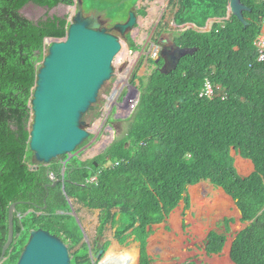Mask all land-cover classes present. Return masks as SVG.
Returning a JSON list of instances; mask_svg holds the SVG:
<instances>
[{
  "label": "trees",
  "instance_id": "trees-1",
  "mask_svg": "<svg viewBox=\"0 0 264 264\" xmlns=\"http://www.w3.org/2000/svg\"><path fill=\"white\" fill-rule=\"evenodd\" d=\"M241 1L248 8L243 12L246 26L227 16L229 0H170L179 7L174 15L178 26L221 21L207 32L188 29L170 38L175 46L195 50L169 73L161 72L162 60L150 58V74L133 72L139 98L124 136L92 159L62 155L43 164L29 148L30 101L46 53L44 40L63 38L68 27V14L52 11L72 6L74 0H0V255L8 237V209L15 203L13 242L1 264H16L30 229L37 228L63 238L72 264H93L83 233L69 214V200L99 211V238L110 225L121 244L129 237L139 243L138 264H152L146 252L149 228L165 222L181 200L189 207L186 188L203 181L222 188L241 220L251 222L235 236L231 260L264 264V59L258 60L253 46L264 20V0ZM84 3V14L111 20L107 7L86 12ZM28 5L43 8L44 14L28 18L22 12ZM135 13L146 14L141 8ZM126 38L129 49L137 51ZM205 79L226 98L215 92L210 98ZM100 104L97 100L84 114L83 127L99 117ZM232 152L252 161L249 176L237 173ZM92 177L96 181L89 182ZM99 238L95 255L100 250L104 254L109 244L99 245ZM224 241L210 232L206 252L218 253Z\"/></svg>",
  "mask_w": 264,
  "mask_h": 264
},
{
  "label": "water",
  "instance_id": "water-1",
  "mask_svg": "<svg viewBox=\"0 0 264 264\" xmlns=\"http://www.w3.org/2000/svg\"><path fill=\"white\" fill-rule=\"evenodd\" d=\"M82 6L83 0H74L68 7V27L63 38L44 40L46 53L38 68L30 101L33 118L29 148L38 163L49 164L62 155H67L68 160L89 138L90 129L83 127L82 118L97 102L101 87L112 77V62L121 50L117 35L104 28H90L89 18L95 16H85ZM228 10L244 26L248 24L243 16L248 8L241 0H229ZM136 24V15L130 11L127 19L115 23L114 28L124 35ZM161 42L166 43L168 39ZM193 52L190 48L165 46L161 51L164 58L161 72L167 74L174 70L181 57ZM56 183L53 181L51 186ZM14 210L15 203L8 209V237L0 264L13 242ZM102 254L100 250L95 255L97 263L92 259L93 264H99ZM16 264H72V255L62 237L43 228L30 229Z\"/></svg>",
  "mask_w": 264,
  "mask_h": 264
},
{
  "label": "rangeland",
  "instance_id": "rangeland-1",
  "mask_svg": "<svg viewBox=\"0 0 264 264\" xmlns=\"http://www.w3.org/2000/svg\"><path fill=\"white\" fill-rule=\"evenodd\" d=\"M138 1L143 2L145 0H92V2L95 4L106 6L108 8V12L111 10L112 6L116 5L117 3H118L117 5L123 3V5L127 6V10L130 6L132 8L135 5L139 7L140 4H138ZM142 7L145 8L146 13L149 14L150 16L148 15L139 16L138 17L139 26L137 25L136 28L132 31L133 33L131 32V37L134 39V42L140 46V49H138L137 51H129L128 44L126 42V39L124 38L126 34L121 35L118 31H116L117 35L119 36V41L121 45L125 48V50L122 56L118 55L113 60L112 62V67L114 70L113 75L110 78V80H108L101 87V90L99 91L97 100L102 101V104H100V108H99L100 115L93 122H91V124L86 126L87 129L88 128L90 129L91 132L90 135H92L93 137L89 139L87 143L84 146H82L80 149H78L77 152L75 153V154H79L82 160L92 159L96 157L98 154L102 153L108 146H110L115 139L121 138L122 136L125 135L129 126L128 123V118L130 116L129 114L131 110H133L129 107V104L131 105L133 104V106H135L139 98V91L137 89L138 81L135 80L132 83L133 72L137 70L136 72L137 76L142 77L150 74L153 69V65H150L146 61L145 56L147 55L151 56L150 54L153 48L150 47L151 45L150 41L152 37H155V32L162 30V28L156 29V25H157L156 19H154L155 17L153 13L150 14L149 11L150 5L146 3L142 5ZM159 8L161 7L159 6ZM93 9L99 10V9H105V7L93 8ZM68 10H70L68 7H59L58 9L53 10L52 12L55 11L60 15H62L69 13L70 11ZM44 11L45 10L43 8L35 7L33 5H28L23 10V13L29 18H38L44 14ZM165 13H172V10H170V12L167 11ZM171 17L172 15L168 16L167 19L165 20V23L171 24ZM210 22L212 21H209L205 29L209 28ZM161 26L162 24H160V27ZM187 26L179 27L176 30L167 29L162 31L163 33H168L171 36V38H174L179 35L177 34V31H181L183 30V28ZM137 32H139V35L136 34ZM123 77H125V79H123ZM232 157L235 166V157L234 156ZM106 164H108V162ZM236 170L238 171L237 168ZM50 178L53 179V176L51 175ZM69 204L70 207H72L69 214L74 217L75 223H77V225L81 229V232L83 233V239L87 243L90 249V256H92V259L95 263V254L93 253L92 249L94 245H96L97 239L99 238V236L97 235V227L99 224V211L86 208L83 205L77 203L73 204L72 200L69 201ZM181 204L184 203L181 202ZM194 208L196 209L203 207L202 205L195 204ZM197 210L199 211L200 209ZM232 217L234 216L232 215ZM236 219L235 218H232L231 220L227 219L223 221V223L222 222L218 223L217 226H215L216 230L222 229V231L225 232L222 226H226L229 222L232 221L235 222ZM196 222L197 221L194 220V226ZM68 223L72 224V221ZM241 227H243V223H240L238 226H234L232 235L236 233V231H238V229H240ZM153 228L154 231L152 232L154 234L156 230L158 231L159 229L160 231H162L166 227H164L163 224H160L154 226ZM113 231L114 228L110 227V225H107L106 229L103 232V235L98 240L99 245L104 242H109L107 250L100 258V260L108 252L109 248L115 245L118 246L117 248L118 251L122 252V251L131 250L132 252L134 251L136 253H139V245L137 242L133 240L132 237H129L126 240L125 244H117V241L113 237V233H114ZM156 233L155 235H151L149 237V240L153 241V244L149 247V251H148L152 264H173L174 260L177 258L176 254L169 256L167 255L166 257H164L163 256L164 254L160 253L157 250L159 248L162 249L163 246L162 247L160 246L162 242H157V239H159V237H158V232ZM178 233L180 234L179 231ZM182 236H184V238L188 240L187 232L185 234H182ZM194 246L195 245L191 246L185 244L182 246L181 250L187 252L186 254L190 259L191 258L197 259L198 256L196 254H192L191 250H193L194 248L198 249V246H202V244L199 242L197 243L196 247ZM176 262H178V260H176Z\"/></svg>",
  "mask_w": 264,
  "mask_h": 264
},
{
  "label": "crops",
  "instance_id": "crops-1",
  "mask_svg": "<svg viewBox=\"0 0 264 264\" xmlns=\"http://www.w3.org/2000/svg\"><path fill=\"white\" fill-rule=\"evenodd\" d=\"M146 3L150 5L149 11L150 14L153 13L155 17L154 19H156V23L159 21L166 20L167 17L170 15L174 17V15L176 14L175 12L179 9L178 5L172 6L170 4V0H145L143 2L138 1V4H140V6L138 7L137 5H135L133 8H130V10L132 9L131 11L136 12V10L141 8V10L146 13L145 8L142 7V5ZM120 5H123V3ZM159 6L161 8H159ZM170 10H172V13H165L167 11L170 12ZM93 13L94 12H92V14ZM136 15H137V20L139 16H143L141 13H138ZM145 15L150 16L147 13ZM97 16L100 17V19L105 23H109V24L112 23L111 20H109V18H106L103 15H97ZM161 18L162 20H160ZM136 34L139 35V32H137ZM128 35L134 42V39L131 37V33H129ZM125 39L128 44L127 38ZM232 155L235 157V166L238 169V171L237 170L236 171L239 175L246 177L249 176L254 171V165L250 159L242 158L239 154H235V153H233ZM184 196L189 201V207H186L185 201L181 200L179 204L170 212L169 217L165 222L155 224L151 228H149V235L146 239L147 254L149 255L148 253L149 247L153 244V241H150L149 237L151 235H155V233L158 232L159 239H157V242H162L160 246L163 247L162 249L159 248L157 250L160 253L164 254L163 255L164 257H166L167 255L169 256L176 254L177 258L174 260L173 264H234V262L230 258V248L232 242L235 236L237 235V233L240 232L242 229H244L246 226H248L251 222H243L241 220V213L239 209L236 207L232 198L228 196L222 188L212 185L209 181H203L188 186L186 188V192ZM181 202H183L184 204H181ZM195 204L202 205L203 208L195 209L194 208ZM197 209L200 210L198 211ZM232 215L234 217H232ZM232 218L235 219L237 218V219L236 221L234 220L235 222L232 221L229 222L226 226H222V228H224V231L226 233L223 232L222 229L216 230L215 226H217L218 223L220 222L223 223V221L227 219L231 220ZM194 220L197 221L195 226H194ZM240 223H243V227L238 229V231H236V233L232 235L233 227L238 226ZM160 224H163L164 227L166 228L163 229L162 231L158 229V231L156 230L155 233L153 234L152 232L154 231L153 227ZM178 231L180 232V234L178 233ZM186 232L188 234V240L184 238V236H182V234H185ZM210 232H215L217 235L225 237V241L222 245V248L218 253L208 254L206 252V244L208 243L207 239H208V234ZM113 237H114V233H113ZM115 240L117 241V244H121L117 239ZM199 242L202 244V246H198V249L194 248L193 250H191L192 254H196L198 256L197 259L195 258L190 259L186 254L187 252L181 250L182 246L185 244L191 246L195 245L194 247H196L197 243ZM117 248H118L117 245L111 246L108 251L115 250L117 252H121L118 251ZM137 256H138L137 261L139 262L140 249H139V253H137ZM102 260L103 258L100 260L99 264L102 262ZM176 260H178V262H176Z\"/></svg>",
  "mask_w": 264,
  "mask_h": 264
},
{
  "label": "clouds",
  "instance_id": "clouds-1",
  "mask_svg": "<svg viewBox=\"0 0 264 264\" xmlns=\"http://www.w3.org/2000/svg\"><path fill=\"white\" fill-rule=\"evenodd\" d=\"M100 7H106V6H102V5H98V4H95V3H93L92 2V0H85V3H84V10L87 12L89 9H93V8H100ZM119 10V11H118ZM126 11H127V6H125V5H113L112 6V8H111V10L108 12V16H110L111 17V22L112 23H118V22H120V23H122L123 21H124V18H125V14H126ZM134 12V11H133ZM178 11H176L175 13H177ZM174 13V12H173ZM174 13V14H175ZM134 14H135V12H134ZM231 13L229 12V10H228V7H227V16H229ZM136 15V14H135ZM163 17V16H162ZM136 18H137V15H136ZM89 20H90V24H89V26H90V28H93V29H95V28H97V27H99V24L98 23H96L95 22V20H94V18H89ZM160 20H162V18L160 19ZM209 21H212V22H210V26H209V28L208 29H205L206 28V26L208 25V23H209ZM221 21V19H218V18H210V19H208V21H207V23H206V25H205V27H197L196 25H194V24H192V23H185V24H183V25H176L175 24V22H174V17H172L171 18V24H167V23H165V20L164 21H159V22H157V25H156V29L157 28H162V30H167V29H172V30H176L177 28H179V27H184V26H187V25H189V26H187V27H185V28H183V30H181V31H177V33H179V32H183V31H185V30H188V29H195L196 31H200V32H207V31H209L210 29H211V27H212V25L215 23V22H220ZM162 22V23H161ZM264 22V20L261 22V24ZM137 23H138V20H137ZM160 23L162 24V26L160 27ZM260 24V25H261ZM136 26H137V24H136ZM136 26H135V28H136ZM134 28V29H135ZM133 29V30H134ZM154 29V28H153ZM132 30V31H133ZM117 31V30H116ZM132 31H129L128 33H126V35H128L129 33H131ZM158 32H161L159 35H157V33ZM163 31H156L155 32V37H152V39H151V45H150V47H152L153 48V50L151 51V56H149V55H147V56H145L146 57V60L148 59V58H150V59H152V60H155V62L157 63L159 60H162L163 61V64H164V58L161 56V51H162V49L165 47V46H172L173 48H177L178 46H175L173 43H172V41H171V36L168 34V33H163ZM259 33V32H258ZM258 33H257V35H258ZM175 34V33H174ZM117 35V34H116ZM257 35L255 36V38H254V40L256 39V37H257ZM118 36V35H117ZM119 37V36H118ZM124 38H126V36L124 37ZM164 39H168V42H166V43H162L161 41L162 40H164ZM135 43V42H134ZM136 44V43H135ZM253 44H254V41H253ZM137 45V44H136ZM139 48L138 49H140V46L139 45H137ZM254 46V45H253ZM255 47V46H254ZM180 48H186V47H180ZM190 49H194V48H190ZM256 49V48H255ZM128 50L129 51H132V50H130L129 49V45H128ZM195 50V49H194ZM256 52H257V50H256ZM257 54H258V52H257ZM163 64H162V66H163ZM162 66L160 67V70H161V68H162ZM206 80V79H205ZM205 80H204V83H205ZM208 80V79H207ZM209 81V80H208ZM212 86V95H211V97L210 98H213V96H214V92L216 93V91L214 90V86L213 85H211ZM218 92V94L216 93V95L217 96H219L221 99H224V98H226V94H225V92H220V91H217ZM137 104V103H136ZM129 107L131 108V109H134V107L135 106H133V104L131 105V104H129ZM126 109H128V108H126ZM132 111L133 110H131V112H130V114L132 113ZM129 114V115H130ZM109 165H111V163H108L107 164V166H109ZM215 186V185H214ZM217 187V186H216ZM70 201V200H69ZM71 203V202H70Z\"/></svg>",
  "mask_w": 264,
  "mask_h": 264
},
{
  "label": "bare ground",
  "instance_id": "bare-ground-1",
  "mask_svg": "<svg viewBox=\"0 0 264 264\" xmlns=\"http://www.w3.org/2000/svg\"><path fill=\"white\" fill-rule=\"evenodd\" d=\"M124 50L125 48L121 45V50L118 53V55L122 56ZM123 79H125V77H123ZM137 258H138L137 253L134 251L132 252L131 250H127L123 252L110 250L104 255L103 260L100 264H136Z\"/></svg>",
  "mask_w": 264,
  "mask_h": 264
},
{
  "label": "built area",
  "instance_id": "built-area-1",
  "mask_svg": "<svg viewBox=\"0 0 264 264\" xmlns=\"http://www.w3.org/2000/svg\"><path fill=\"white\" fill-rule=\"evenodd\" d=\"M254 46L258 52V60H263L264 59V22L260 25L259 33H258L256 39L254 40ZM45 52H46V50H45ZM205 87H206V89H205L206 92L211 97L213 89H212L210 82L207 79L205 80ZM88 181L94 182L96 180H95V177H92V178L88 179Z\"/></svg>",
  "mask_w": 264,
  "mask_h": 264
},
{
  "label": "flooded vegetation",
  "instance_id": "flooded-vegetation-1",
  "mask_svg": "<svg viewBox=\"0 0 264 264\" xmlns=\"http://www.w3.org/2000/svg\"><path fill=\"white\" fill-rule=\"evenodd\" d=\"M84 15L87 17H91V15H93V14L85 13ZM91 18H94L95 22L99 24L100 28H104L107 32L113 33L115 35L117 34L116 29L114 28V23L113 24L110 23L111 25L109 23H105L104 21L100 20L97 16L91 17ZM126 19H127V17L124 20H126Z\"/></svg>",
  "mask_w": 264,
  "mask_h": 264
}]
</instances>
